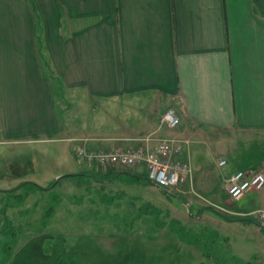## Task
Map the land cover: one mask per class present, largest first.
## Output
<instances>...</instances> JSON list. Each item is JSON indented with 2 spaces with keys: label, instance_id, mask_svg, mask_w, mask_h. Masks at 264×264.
I'll use <instances>...</instances> for the list:
<instances>
[{
  "label": "crops",
  "instance_id": "crops-1",
  "mask_svg": "<svg viewBox=\"0 0 264 264\" xmlns=\"http://www.w3.org/2000/svg\"><path fill=\"white\" fill-rule=\"evenodd\" d=\"M57 83L101 114L86 132L67 124ZM168 109L181 119L175 130L162 124ZM215 137L240 163L222 157L216 182L264 173V15L255 0H0V147L63 143L104 174L94 156L162 140L183 144L179 158L192 168V140ZM46 176L42 187L79 175L66 167ZM250 198L255 207L235 215L264 209V190L239 201Z\"/></svg>",
  "mask_w": 264,
  "mask_h": 264
},
{
  "label": "rangeland",
  "instance_id": "rangeland-1",
  "mask_svg": "<svg viewBox=\"0 0 264 264\" xmlns=\"http://www.w3.org/2000/svg\"><path fill=\"white\" fill-rule=\"evenodd\" d=\"M69 96L57 83L67 124L77 122L86 132L93 126L90 120L101 114L90 110L86 98L78 102ZM215 138L208 143L192 140L193 149L197 147L191 162L193 184L179 186L181 194L173 195L134 179L129 169L108 165L107 172L100 173L95 164L74 160L63 143L0 147V209L6 208L0 217L15 222L0 236V264H264V228L232 218L238 216V205L255 207L252 198L233 201L224 183L216 182L222 157L240 165L234 159L237 150L227 145L228 139ZM66 167L79 176L63 178L22 203L7 196L21 187L18 181L24 174L33 175L28 183L40 185L50 179L46 174ZM205 180L210 182L206 190ZM44 184L47 188L50 183ZM22 191L17 193L28 196ZM51 206L56 211L47 216ZM16 235L8 255L5 245ZM181 235L199 243H188Z\"/></svg>",
  "mask_w": 264,
  "mask_h": 264
},
{
  "label": "built area",
  "instance_id": "built-area-1",
  "mask_svg": "<svg viewBox=\"0 0 264 264\" xmlns=\"http://www.w3.org/2000/svg\"><path fill=\"white\" fill-rule=\"evenodd\" d=\"M162 124L169 130L177 129L181 119L175 111L167 110L162 117ZM183 144L173 140H162L155 148L143 147L138 149H116L94 156L102 166L129 169L145 168L149 182L162 190L172 192L179 186L191 183L193 172L187 161L180 159ZM228 165L226 160L219 162L220 167ZM264 190V173H250L239 170L225 182V191L233 201L241 200L246 194ZM242 217L255 218L264 225V209L256 212L241 214Z\"/></svg>",
  "mask_w": 264,
  "mask_h": 264
},
{
  "label": "trees",
  "instance_id": "trees-1",
  "mask_svg": "<svg viewBox=\"0 0 264 264\" xmlns=\"http://www.w3.org/2000/svg\"><path fill=\"white\" fill-rule=\"evenodd\" d=\"M53 79H55L56 80V78H53ZM259 156V159L260 160H258V161H263L264 160V152L261 154V155H258ZM121 174H123V173H121ZM121 174H119V175H121ZM129 174V173H128ZM132 174V173H131ZM118 175V176H119ZM130 175V174H129ZM114 177V176H113ZM131 177H133V176H131ZM143 177H145V178H140L141 180H143V181H146V175H143ZM55 182L56 181H54V182H52V183H50L49 184V186L47 187V188H43V187H41L40 185H37L36 183H32V182H27V183H24V184H22L21 185V187L20 188H18L17 190H15V194H14V192H9V193H7V196L8 197H10V199H14V201H18L19 203H22V202H24V200L26 199V198H28L30 195H32V194H36V193H38L39 191H48V190H50V189H52L53 187H54V185H55ZM22 188H24V189H22ZM19 190H23L22 192L23 193H26V195H28V196H24V198H22L23 196L21 195V194H18L17 193V191H19ZM164 192H166L167 194H170V195H173V194H171V193H168L167 191H164ZM21 193V192H20ZM56 200V199H55ZM55 207L56 206H54V208H53V206H51L49 209H48V214H47V216H49V215H52L53 213L52 212H54V209H55ZM6 208H2V209H0V210H3V212H4V210H5ZM6 211V210H5ZM55 211H56V209H55ZM5 213V212H4ZM4 213H2L4 216V218H5V214ZM1 218L2 217H0V235H4V232H6V230L9 228V227H7V226H10L11 227V223L10 222H7V220L5 219V221H1ZM3 218V219H4ZM49 218V217H48ZM232 218H238V219H243L245 222L246 221H248V222H255V223H259L256 219H254V218H251V217H247V218H242V217H239V216H237V217H232ZM12 221H14V220H12ZM10 223V224H9ZM47 223V221H44V224L43 225H45ZM12 224H15V222H13ZM17 236L18 235H16V237L15 236H13L14 237V239H12V241L10 242V243H8V244H6L5 245V251L4 252H6V253H8V255H10L9 254V250L11 249V246H12V244L14 243V241L13 240H16L17 239ZM182 236V235H181ZM182 238L185 240V241H187L188 243H191V244H195V243H199L197 240H191V239H186L184 236H182Z\"/></svg>",
  "mask_w": 264,
  "mask_h": 264
},
{
  "label": "water",
  "instance_id": "water-1",
  "mask_svg": "<svg viewBox=\"0 0 264 264\" xmlns=\"http://www.w3.org/2000/svg\"><path fill=\"white\" fill-rule=\"evenodd\" d=\"M255 1H256V3L258 4V6H259V8H260V10H261V12H262V14L264 15V0H255ZM62 179H63V178H58V179L56 180V182H55V185H57ZM147 182H148L149 184H151L152 186H156V185L150 183L148 180H147ZM156 187H157V186H156ZM239 221H244V220L241 219V220H239ZM262 227H263V226H262Z\"/></svg>",
  "mask_w": 264,
  "mask_h": 264
}]
</instances>
